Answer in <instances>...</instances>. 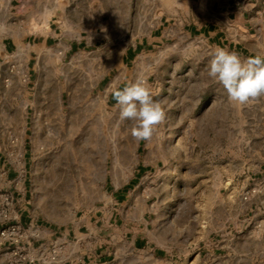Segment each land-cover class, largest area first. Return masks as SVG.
Segmentation results:
<instances>
[{
	"label": "rangeland",
	"instance_id": "374dc122",
	"mask_svg": "<svg viewBox=\"0 0 264 264\" xmlns=\"http://www.w3.org/2000/svg\"><path fill=\"white\" fill-rule=\"evenodd\" d=\"M183 4L16 0L0 8V46L11 44L0 52V228L18 221L25 232L0 242V264L93 261L103 243L107 260L89 264H232L220 247L230 237L249 240L260 264L264 224L246 218H264V194L250 183L264 173V96L244 106L228 100L208 76L215 49L185 38L168 17ZM138 77L165 112L149 141L132 137L133 122L120 120L110 96ZM138 163L146 171L127 184L126 204L115 203ZM247 187L257 190L243 199ZM25 189L32 223L20 222ZM91 215L98 226L110 216L146 223L167 250L134 248L118 227L96 231Z\"/></svg>",
	"mask_w": 264,
	"mask_h": 264
},
{
	"label": "crops",
	"instance_id": "0c3cea01",
	"mask_svg": "<svg viewBox=\"0 0 264 264\" xmlns=\"http://www.w3.org/2000/svg\"><path fill=\"white\" fill-rule=\"evenodd\" d=\"M15 1L0 0V8H4L7 11L13 7ZM169 12L172 11L169 10ZM168 17L173 18V23H179V30L185 38L195 41L201 40L213 49L221 47L229 51H235L242 59L253 56L257 52L264 54V0H184L179 13H175L173 17L170 15ZM159 19L160 22L165 21L163 15ZM163 37V33H161V38L159 39L151 36V41H146V43H158ZM10 46V41L3 42V46H0V52L5 51L8 53ZM139 47L140 45H136L134 48H128L127 54H132ZM110 96H112V93ZM145 171L144 165L138 163L136 171H134L130 179L115 188L113 192L115 203L126 204L131 189L127 184H131L136 178L141 177ZM250 183L257 187L258 192L262 193L261 195L264 194V173L257 177H251ZM26 196L25 189L18 204V209L21 211L20 222L26 223L30 221L32 223L33 218H30L29 215ZM260 216V211L253 213V215L246 218L248 220L247 223L252 222L253 226L261 227L264 224V218ZM89 220L95 224L96 231L99 232L108 229V226L113 227V229L118 227L125 238L130 239L134 248L148 247L155 253L167 250L159 244V241L148 236L146 223L142 227L138 224L134 228L127 218L121 220L118 224L117 219L110 216L108 221L102 226L97 225L98 219L92 215L89 216L87 222ZM76 229L79 230L80 226H77ZM253 231L250 230V233H253ZM72 232L76 235L74 229ZM67 235H70V233L68 232ZM67 235L65 234V237ZM244 245L247 248L241 249ZM251 245L252 243L249 240L243 241L230 237L223 240L220 247H225V253L230 254L232 264H255L257 256L255 251L250 249ZM108 246L103 243V245L100 244L99 247H96L94 254H92L93 261L91 259L87 260V257L83 255L76 259L65 258L58 264H89L90 261L102 263L107 260ZM215 247L218 248V246ZM259 263L264 264V257L259 260Z\"/></svg>",
	"mask_w": 264,
	"mask_h": 264
},
{
	"label": "clouds",
	"instance_id": "9594fccd",
	"mask_svg": "<svg viewBox=\"0 0 264 264\" xmlns=\"http://www.w3.org/2000/svg\"><path fill=\"white\" fill-rule=\"evenodd\" d=\"M208 76L222 85L228 100L239 106L264 96V54L257 52L242 59L235 51L218 47L208 64ZM121 121H132L131 135L136 141H149L165 118L146 80L138 77L112 93Z\"/></svg>",
	"mask_w": 264,
	"mask_h": 264
},
{
	"label": "built area",
	"instance_id": "2783aa9c",
	"mask_svg": "<svg viewBox=\"0 0 264 264\" xmlns=\"http://www.w3.org/2000/svg\"><path fill=\"white\" fill-rule=\"evenodd\" d=\"M256 190L257 189L255 187L244 188L241 192L242 198L248 199L254 192H256ZM6 200L11 203L13 199H9L8 197H6ZM23 229V225L18 221L10 222L6 226L0 228V242L5 241L9 238L14 242L23 240V237L25 236V232Z\"/></svg>",
	"mask_w": 264,
	"mask_h": 264
}]
</instances>
